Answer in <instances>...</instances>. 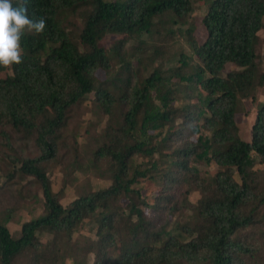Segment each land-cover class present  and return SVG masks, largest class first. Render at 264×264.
Returning a JSON list of instances; mask_svg holds the SVG:
<instances>
[{
	"label": "trees",
	"instance_id": "1",
	"mask_svg": "<svg viewBox=\"0 0 264 264\" xmlns=\"http://www.w3.org/2000/svg\"><path fill=\"white\" fill-rule=\"evenodd\" d=\"M194 2L27 0L46 28L0 68V192L32 178L45 213L18 237L0 223V264H264V104L250 139L237 121L264 88V0H206L204 33ZM87 101L107 120L85 147L65 131ZM15 135L39 154L18 157ZM87 162L109 185L64 206ZM63 165L55 191L47 168Z\"/></svg>",
	"mask_w": 264,
	"mask_h": 264
},
{
	"label": "rangeland",
	"instance_id": "2",
	"mask_svg": "<svg viewBox=\"0 0 264 264\" xmlns=\"http://www.w3.org/2000/svg\"><path fill=\"white\" fill-rule=\"evenodd\" d=\"M205 2L206 0H195V10L192 13L193 19L196 21L199 29H201L202 32L204 30L201 26V19L206 13V7L204 4ZM168 28L174 30L169 25ZM162 32L164 34V31ZM259 35L260 45L258 46L257 62L259 63V65H261L262 70H264V29L261 30ZM112 39L113 38L110 37L105 41V45L107 47H110ZM166 41L163 36L159 38V36L157 35V37L152 40L151 45L157 44V46L163 47ZM133 44L134 42H131L127 44V46H132ZM166 48H161L160 51L153 57L162 60L164 57H167V53L168 55H170L171 52H167ZM186 49H188L187 46ZM152 51H154V48L151 49V52ZM227 69L233 70L236 69V67L233 64H229L227 66ZM151 70L152 69L150 68L149 71ZM143 73L144 71H142V74ZM100 77L104 78V74L102 72H100ZM255 95L257 100L255 102H252L251 100H245L242 109L239 110V113L237 115V121L242 129L245 138L247 139H250L251 127L254 122L255 115L264 104V88H257L255 91ZM106 120L107 119L105 117L99 114L95 106L91 104V101H87L84 105L74 109L69 125L65 131V135H72L73 137H76L75 145H77V143L85 147L90 146L91 144L93 145L94 141L92 132L100 133L105 127ZM119 123L121 124L122 121L120 120ZM12 134L14 133H12L11 131L10 135ZM15 138L16 139L14 141V147L17 150L16 152L18 154V157H35L39 154L38 147L35 144L34 140L22 141L19 140V136L17 135H15ZM84 150L85 148L81 147V151ZM2 151V156H6L9 154L11 157H14L13 154H15V152H8L6 149H2ZM140 161H142V158H140ZM64 165L62 167L58 166L54 168L50 166L47 168L49 178L53 183V188L55 191H59L61 189L63 181L66 177V167ZM86 165L88 172L78 173L76 181L73 182L74 186L69 185V187L67 188L66 195L61 201L64 206L68 205L72 200L77 198L81 187H83L85 190L91 191L93 189L104 188L109 185V182L107 180L99 178L94 173L96 171L95 167L90 162H87ZM258 167L263 168L262 165H259ZM209 170L215 171V168H210ZM31 179L32 178H27V180L23 182V186L14 184L12 186H9L7 189L4 188L0 192V223H6L7 227L14 237H18L20 235L23 223L29 220H33L45 213L42 205L43 201L41 188L33 185ZM0 183H5L4 176H1ZM148 187L149 192L153 194L154 192H156L154 190L155 187H153L152 184H149ZM199 197V192H193L189 196L191 202L193 203H196ZM81 233L84 235H89L87 229L82 230ZM48 238H50V236L46 235L44 237V240Z\"/></svg>",
	"mask_w": 264,
	"mask_h": 264
},
{
	"label": "clouds",
	"instance_id": "3",
	"mask_svg": "<svg viewBox=\"0 0 264 264\" xmlns=\"http://www.w3.org/2000/svg\"><path fill=\"white\" fill-rule=\"evenodd\" d=\"M46 28V21L30 17L27 0H0V68L11 69L23 62L22 37L28 33L40 35Z\"/></svg>",
	"mask_w": 264,
	"mask_h": 264
}]
</instances>
